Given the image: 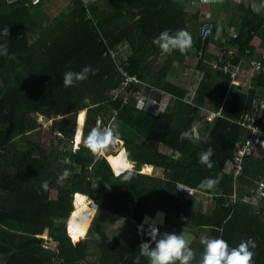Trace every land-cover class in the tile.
Returning <instances> with one entry per match:
<instances>
[{
    "label": "trees",
    "instance_id": "16d2710c",
    "mask_svg": "<svg viewBox=\"0 0 264 264\" xmlns=\"http://www.w3.org/2000/svg\"><path fill=\"white\" fill-rule=\"evenodd\" d=\"M44 2L0 0V44H7L9 55L15 54L14 60L0 56V264H81V260L87 264H135L140 244L150 241L147 233L152 222L145 218H156L157 210L141 198L133 183L135 174L130 181H123L104 155L94 156L82 144L73 150L82 117L84 136L99 120L105 126L112 120L116 134L125 130L126 146L136 145L128 149L135 173L145 164L164 169L166 187L161 193L173 201L175 212L180 209L181 215H166L162 226L153 222L161 234L185 235L183 228L193 227L190 247L197 258L203 252L202 239L222 236L235 247L252 238L257 244L254 264H264V208L258 210L245 201L224 206L235 192L234 176L224 166L243 135L241 126L218 118L208 126L207 139L199 137L196 143L180 140V134L190 132L202 118L201 107L211 104L219 109L230 79L201 63L198 69L206 71V77L194 107L184 101L188 88L161 77L159 90L167 94L166 108L157 115L138 107L136 95L129 90L125 99L115 95L122 83L119 66L145 80L150 59L164 56L165 63L173 65L184 63L191 56L190 49L201 50L202 9L195 7L193 0H73L60 17L50 21L43 11ZM219 7L217 19H223L226 29L239 32L235 43L244 47L258 36L264 44V7H257L259 11L250 7L245 18V8L236 0H223ZM212 23L214 26L215 21ZM6 27L9 36L3 35ZM182 28L193 37V46L185 53L162 54L153 44L162 31ZM223 38L231 37L224 34ZM88 65L96 70L95 75L89 74L72 87L63 86L65 71L78 72ZM260 87L264 90V77ZM245 101V97L235 96L225 115L239 117ZM127 130L136 133V139L130 140ZM209 147L214 150L212 168L199 163L197 155ZM145 169L150 171L151 166ZM65 170L68 177L58 183ZM262 175L264 158H249L241 190L254 185ZM217 177L220 182L212 190L198 189L203 179ZM44 181L49 182L48 191L41 188ZM180 184L214 197L215 206L208 212L199 210L200 195L180 191ZM77 193L93 199L99 211L123 220V224L108 234L95 217L87 239L72 235L67 221L77 208L73 203ZM141 224L143 234L138 231ZM45 234L48 247L39 237ZM89 255L98 256L97 261L93 263ZM139 264H148L147 258L140 257Z\"/></svg>",
    "mask_w": 264,
    "mask_h": 264
},
{
    "label": "clouds",
    "instance_id": "9594fccd",
    "mask_svg": "<svg viewBox=\"0 0 264 264\" xmlns=\"http://www.w3.org/2000/svg\"><path fill=\"white\" fill-rule=\"evenodd\" d=\"M262 7H264V4H262ZM202 33L205 36L207 35L203 30ZM3 35L9 36V28H4ZM152 42L160 49L162 54L170 55L176 50L183 54L193 46V37L189 31L183 28L174 32L166 29L155 37ZM0 56H5L12 60L15 59V54L9 55L7 44H0ZM89 74H96V70L90 65L83 67L78 72L67 70L62 75L63 86L72 87L76 82L88 79ZM116 139V133L111 126H100L99 124L84 136L82 128L79 126V121L74 135V143L77 146L82 144L94 156L104 155L110 166L114 165L112 167L114 168V174L117 177H122L123 181H130L135 174L134 162L129 159L130 154L122 151L118 157H114L110 161L104 154L111 145L116 143ZM186 139L196 143L199 142L200 138L189 131H184L180 134V140L183 142ZM213 151L209 147L199 152L197 154L199 163L212 168L211 157L213 156ZM68 175V171L65 170L58 177V183L64 181ZM220 179L221 177L205 178L198 185V189L212 190L219 184ZM41 188L43 191H48L49 182H42ZM83 199L80 194H74V204L82 203ZM90 203L93 205L90 210L76 208L71 213L67 223L72 230L78 231L81 226H87L90 223L91 213L97 210L96 204L93 201H90ZM157 215L162 217L163 213H157ZM148 219L145 218V222ZM138 231L143 234V224L138 226ZM147 234L150 236V241L140 244L139 255L136 257L135 264H139L140 257H146L148 264H176L177 261H179V264H254L255 252L253 250L257 247V244L252 238L242 240L235 247H230L222 236L202 239L200 243L203 245V252L197 258L183 232L181 234L167 232L161 234L156 224L152 223L149 225Z\"/></svg>",
    "mask_w": 264,
    "mask_h": 264
},
{
    "label": "crops",
    "instance_id": "0c3cea01",
    "mask_svg": "<svg viewBox=\"0 0 264 264\" xmlns=\"http://www.w3.org/2000/svg\"><path fill=\"white\" fill-rule=\"evenodd\" d=\"M221 1H223V0H219L218 2H221ZM259 2L264 4V0H260ZM243 7H245V6H243ZM250 7L254 8L253 6H250ZM250 7L248 8L249 10L246 9V15L250 11ZM257 7L261 8V6L258 5V3H257ZM233 13H235V12H233ZM226 14H228V13H226ZM244 18H245V14H244ZM199 34H200V37H201V28L199 30ZM210 39L212 40L213 37L210 38ZM201 41L203 43V48L201 50H193V49H191L190 50L191 56L189 58H187L184 63H179V64H181V67H185L188 70V73H192L193 72L194 74H196L195 75L196 78H194L195 80L193 79L192 81H189V84H186V87L184 86V88H188L189 89V94H188V96L186 98H184V101L186 103L190 104V105H193L194 107L197 106L195 100L197 98V94H198V91L200 89L201 83H203V80L206 77V71L198 69L201 63H205V64L211 66L213 73L223 74V76L225 78H229L230 79V85L228 87V90H226L225 97L220 99V101L218 102L219 109H217L216 106L211 105V104H208L205 107H201V116H202V118L199 119V121L196 122L194 124V126L190 130V133L198 135L200 138L207 139V137L209 136V132H210V130L207 131L208 126H212L213 123L218 118H221L223 120H228V121L231 122V124L240 125V122L243 120V118L245 117L246 113L251 112L253 100H255L256 98H262L264 96V90L260 87L261 78L264 77V76L256 74L254 72V69H253V66H252L254 60H257V61L261 60V61L264 62V44H263L262 39H260L258 36L256 38H254V40H252L251 43H249L248 45H246L244 47H241L239 43H235L236 38L235 39H233V38H229V39H226V38H222V39L215 38L214 40L211 41V43L208 45V48L206 50L204 48H205L206 43L209 40L204 41L203 38L201 37ZM213 42L216 43V44L220 43V44L223 45V46L221 45V47L219 46V48H221V49H219V51H221L223 48L224 49L228 48V46L234 49L236 58L233 60V64H236L237 66L240 67V71L245 77L242 80L243 81V85H239L238 86V84H236V82H234L232 74L224 73L222 71L221 66L223 65V63L219 59L220 58L219 55H218L219 51H215L214 49L211 48V44ZM198 52H202L203 53V55H202V57H201V59L199 61H197L196 58H195V53H198ZM249 78H255V79L251 83L249 81ZM171 81H173V80H171ZM179 85H181V84H179ZM197 86H198V90L196 91V87ZM144 89L145 90H149L150 87L149 86H145ZM235 96H243V97L246 98V101H245V104H244V110L241 113V115L239 117L231 118V117H228V116L225 115L224 110L228 109L231 106ZM164 104H165V106L161 110H164L166 108V100H165ZM142 109H144V108H142ZM161 110H159V111H161ZM149 113H151V112H149ZM159 113L160 112H152V114H154V115H157ZM211 113L217 114V115L213 119H211L210 118V114ZM86 120H87V117H86ZM98 124L100 126H103L101 120L98 121ZM240 126H241V128L243 130L242 133H241L243 135H241V137L237 140L236 145H235L234 154L228 160V162H226V164L224 166L225 170L228 171L233 176H234L233 161H234V158H235V154L237 152L238 142L240 140H243L248 135V130L245 129L242 125H240ZM83 135H84V132H83ZM116 135H119V137L125 141V146H126L127 139L125 138V135L124 134H122V135L121 134H116ZM131 145H133V147H134L133 149L136 148V145L134 143H131ZM78 147H80V145L79 146L75 145V148L73 150L76 151V149ZM126 152L128 153L127 149H126ZM253 156L258 158V159H263L264 158V143L259 147V150L256 153H254L251 156L246 157L245 162H244V172H243V175L241 177H239V181L234 176V191H235L234 194L237 193L241 197L249 195L251 197L252 201L255 200V196L253 194V191L257 188V186L262 181H264V175H262V176H260L257 179V181L255 182L254 185H252L250 187H246L245 191L241 190V188H242V177L245 175L246 162H247V160L249 158H251ZM148 165H150L152 167L151 173L144 172L145 167L148 166ZM134 166H135V162H134ZM155 167L162 168V167H159V166H156V165H153V164H145L142 167L141 170H138L135 173L134 178H133V183H134L136 188L138 186V182H141L142 179H138V178H135V177L140 176V175L143 177V179H144V177H146V181H150V182L161 181L162 184L165 183V181H166L165 176H164V178H162V177H157V176L153 175V173L156 170ZM70 169H71L70 172H73V169H74V164L73 163L71 164ZM112 170L114 171V168H112ZM163 171H164V169H163ZM137 189L140 190V188H137ZM121 190L124 191V189H121ZM78 194H81V193H78ZM204 195H206V194H204ZM206 196L211 197L209 195H206ZM86 197H88V196H86ZM88 198L90 199V201H93L95 203V201L93 199H91L90 197H88ZM141 198L143 200H145L147 203H149L150 205L154 206L156 208V210H157V213H160L161 209L157 205L152 203L149 200L150 198L147 197V191H142L141 192ZM165 201H166L167 204L173 205V210L167 209L168 205H167V207H162V210H163L164 213H163V216L161 218L165 220L166 215H170V216L176 217L177 213L174 210V209H176V206L173 203V201H171L166 196H165ZM239 202H242V201H239ZM205 205H206V207L205 206L203 207L205 212H208L207 210H209V208H211V207L213 208L212 203L205 204ZM74 206H75V204H74ZM96 206H97V211H98L99 206L97 204H96ZM256 206H257L258 210H262V208H264V206L263 207H261L259 205H256ZM147 218H149V217H147ZM161 218H159V216L157 215L156 218H154V219L153 218H149V221H151L153 223V221H156V219H159V221H160ZM177 218H179V217H177ZM155 223L159 224L158 222H155ZM160 223H161V221H160ZM191 228H193V227L189 226V227L183 228L185 233H186L185 235L194 234V231H191ZM68 231H69V225H68ZM189 231H191V232H189ZM43 236L45 237L44 239L46 241H48L47 235L45 234ZM43 236L41 235L39 237L43 238ZM45 244L46 243H44L45 247L49 246V244L48 245H45Z\"/></svg>",
    "mask_w": 264,
    "mask_h": 264
},
{
    "label": "built area",
    "instance_id": "2783aa9c",
    "mask_svg": "<svg viewBox=\"0 0 264 264\" xmlns=\"http://www.w3.org/2000/svg\"><path fill=\"white\" fill-rule=\"evenodd\" d=\"M89 2L90 0H85ZM194 5V3H193ZM213 21H215V25L213 26ZM211 23H205L201 26V37L204 41L209 40L210 38H218L222 39L224 34H230L231 38H238L239 32L235 28L228 30L224 27V22L221 19L213 20ZM217 29V33L214 34V30ZM202 30L207 33L205 36L202 33ZM211 48L215 51H219V47L215 44H211ZM203 53L198 52L195 53V58L199 61L202 57ZM220 61L223 63L221 69L224 73L232 74L234 82L239 85H243L244 75L240 71V67L236 64H233V60L235 57V51L233 48L229 47L226 49H222L218 53ZM253 69L254 72L258 75H262L264 73V62L261 60L253 61ZM121 75H122V83L120 90L115 91V95H124V99L127 98V93L129 90V94L133 93L136 95L137 104L139 107L144 108L149 112H159L165 104V97L167 94L163 93V91L159 89L152 88L151 86L149 90H145L144 87L148 86L143 79L138 77L137 75L129 74L125 69L121 66L118 67ZM255 78H249V81L252 83ZM198 90V86L196 87V91ZM150 94L153 95L149 96ZM170 96V95H169ZM152 101V102H151ZM146 102V103H145ZM147 104V105H146ZM149 104L152 105V108H149ZM217 114H210V118L213 119ZM245 129L248 130V135L238 142L237 152L235 154V158L233 161L234 168V176L239 181V177L243 175L244 172V162L246 157L253 155L259 150V147L264 143V96L262 98H256L252 103L251 112L246 113L243 120L240 122ZM179 189H181L185 193H191L190 195H197L199 191L193 189L186 185H179ZM188 193V194H189ZM255 196V200L252 201L249 195L241 197L239 194L235 193L234 196H231V201L224 204V206L228 207L231 204H237L239 201L250 202L255 205H259L261 207L264 206V181H262L257 188L253 191ZM212 198L213 207L216 204L214 197Z\"/></svg>",
    "mask_w": 264,
    "mask_h": 264
},
{
    "label": "rangeland",
    "instance_id": "374dc122",
    "mask_svg": "<svg viewBox=\"0 0 264 264\" xmlns=\"http://www.w3.org/2000/svg\"><path fill=\"white\" fill-rule=\"evenodd\" d=\"M218 1L219 0H193L194 6L202 9V17H201L202 26L205 23H211L213 20H215L218 17L219 9H220ZM259 1L260 0H236V2L239 3V5L245 6L244 7L245 8V16H246V9H248L250 6H253L256 9V11L260 10L257 8V3H258V5H260L262 7V3H260ZM72 2H73V0H45L44 6H43V11L45 12V14H47L50 21H55L57 17H60L65 12V10L71 5ZM26 8H29V7L27 6L25 8H20V9H26ZM237 10H238V8H237ZM237 10H234V11H237ZM15 11H18V10H15ZM165 59L166 58L164 56L157 57V58L154 57V58L150 59V61H149L150 66L147 69H145V80H144V82L148 86H151L152 88H155V89H159V84H160L159 78H161V77H167L168 78L170 76L169 78L171 80H173L172 82L177 83V84H181L182 86L186 87V84H189V81H192L194 78H196V76H195L196 74H194L193 72L188 73V70L185 67H181V64H179L178 62H174L173 65H167L165 63ZM149 94H150V91H149ZM149 96L153 97L152 94H150ZM152 107L153 106L149 104V108H152ZM81 114L79 115V119H80ZM87 116H88V111L86 110V117ZM108 118L109 117L106 116L104 120L107 121ZM82 121H83V123H82L83 125H81L80 127L84 128L86 126V122H85V119L83 117H82ZM103 126H105V125H103ZM106 126L113 127V121L110 120V122ZM123 131H125V130L119 131V132H117V134H121ZM127 135L129 136L130 140H134L137 137L136 133H134L130 130H127ZM116 136L118 138H120L119 135H116ZM123 147L126 148L127 151H128V149L134 148L133 145H131V144L127 145L125 147V143H121L119 141H116V143L114 145H111L104 154H106V156L108 157V159L110 161V159L114 158V156L117 157L119 155V153L122 152ZM155 169L156 170L153 173V175L157 176V177L164 178L165 174H164L163 169L158 168V167H155ZM151 171H152V167H151L150 171H148L147 169H144V172H146V173H151ZM135 178L142 179L141 182H138L137 188H140L141 192L147 191V197L150 198L149 200L152 203H154L155 205H157L161 209L160 213H164L162 210V207H167V205H168L167 209L173 210V205L167 204L165 201L164 194L161 193L164 190V186L166 187L165 183L162 184L161 181H156V182L146 181V177H144V179H143V177L141 175L137 176ZM179 190L182 191L181 189H179ZM198 195H200V194H198ZM82 197L84 198L83 202L80 204H76L77 208L83 207L86 210H90L93 207V205L90 203V199L88 197H84V196H82ZM197 199H198L197 208L199 210H204L203 207L204 206L206 207L205 204L212 203V198L208 197L206 195H200L199 197H197ZM174 210L176 211V209H174ZM177 213H178V215H181V210L178 209ZM92 215H93V218H92ZM95 217L100 218V220L103 223L104 229L108 234H114L116 232V229L119 228L123 224V220L116 218L107 212H102V211L100 212L98 209V211L96 210V211H93L91 213L90 218H92L91 219L92 222L89 224V226L88 225L85 226L87 228V231L90 229ZM159 218H161V217L159 216ZM160 221H161V223H160ZM160 221H159V219H156V221H153V222H158L159 224H157V226L158 225L162 226L164 224L165 220L161 218ZM147 223H151V221H149V219H148ZM73 232H75V231L73 230ZM189 232H191V231H189ZM194 233H195V231H194ZM196 233L199 234L201 232L198 229H196ZM85 235L78 234L77 236H81L85 240V238L86 239L88 238ZM194 236L193 235H185L186 239L189 240L190 245L192 244V242L194 240ZM43 238H45V237L43 236ZM45 243H46L45 245L50 244L49 241H45ZM90 245H93V243ZM88 258L93 259V263H95L98 259V256H90L89 255ZM81 264H87V263L84 260H81Z\"/></svg>",
    "mask_w": 264,
    "mask_h": 264
},
{
    "label": "bare ground",
    "instance_id": "6f19581e",
    "mask_svg": "<svg viewBox=\"0 0 264 264\" xmlns=\"http://www.w3.org/2000/svg\"><path fill=\"white\" fill-rule=\"evenodd\" d=\"M116 141H119V142H121V143H125V142H123V140H121V139H119V138H117L116 139ZM120 154V153H119ZM118 157V156H117ZM81 195V194H80ZM82 196H84V197H86L85 195H82ZM79 207V206H78ZM79 208H83V207H79ZM84 209V208H83ZM71 231H70V233L73 235H76L77 233L78 234H81V233H83V235H85V236H87V233H88V231H87V228L85 227V226H81L80 228H79V230L77 231V230H74L75 232H73V230L72 229H70ZM77 234V235H78Z\"/></svg>",
    "mask_w": 264,
    "mask_h": 264
},
{
    "label": "water",
    "instance_id": "95a60500",
    "mask_svg": "<svg viewBox=\"0 0 264 264\" xmlns=\"http://www.w3.org/2000/svg\"><path fill=\"white\" fill-rule=\"evenodd\" d=\"M79 125H80V121H79ZM73 202H74V198H73ZM75 208H76V205H75ZM70 229V228H69ZM89 231V230H88Z\"/></svg>",
    "mask_w": 264,
    "mask_h": 264
}]
</instances>
